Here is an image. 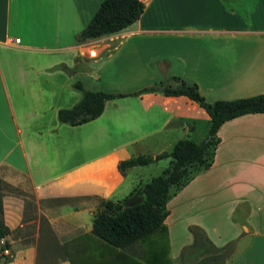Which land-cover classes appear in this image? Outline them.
I'll return each instance as SVG.
<instances>
[{
	"label": "crops",
	"instance_id": "crops-1",
	"mask_svg": "<svg viewBox=\"0 0 264 264\" xmlns=\"http://www.w3.org/2000/svg\"><path fill=\"white\" fill-rule=\"evenodd\" d=\"M101 1L0 0V197L8 230L0 264L104 259L107 247L90 233L100 202L123 204L167 167L155 175L146 171L157 162L138 167L127 185L135 167L120 174L118 162L206 137L208 116L194 102L158 88L131 94L178 78L208 103L264 95V0H148L128 27L77 43ZM73 80L123 97L106 101L92 121L61 124L57 111L80 98ZM216 137L210 166L170 195L163 226L168 238L180 226L201 238L202 253L187 264L222 249L212 236L220 240L229 228L236 251L228 264H264V113L229 120ZM113 252L112 263L137 255ZM173 261L185 263L179 254Z\"/></svg>",
	"mask_w": 264,
	"mask_h": 264
},
{
	"label": "trees",
	"instance_id": "trees-1",
	"mask_svg": "<svg viewBox=\"0 0 264 264\" xmlns=\"http://www.w3.org/2000/svg\"><path fill=\"white\" fill-rule=\"evenodd\" d=\"M143 7L137 0H102L88 23L76 35L75 41L83 43L116 33L134 23ZM63 71L68 72L65 68ZM172 81V85L159 84L157 87L141 89L130 96L153 93L156 88H160V94L165 97L187 98L208 116L207 136L210 138L204 144L203 140L195 143L184 138L176 141L169 151L138 155L118 162L117 170L120 174L130 168L147 166L159 160L167 159L168 165L158 176L152 177L142 186L140 202L125 205L111 201L100 202L99 209L92 216L90 233L113 249L130 251L138 241L163 228V221L168 215L166 203L170 195L185 186L196 172L210 166L218 144L216 132L223 123L244 115L264 113V95L208 103L198 93L195 84L178 78H173ZM71 87L79 93V100L71 108L60 109L56 114L59 123L69 126H78L96 119L102 113L106 101L123 97L120 94L88 90L79 80H73ZM1 215L0 197V239L8 234ZM3 248H7V245L1 246L0 251ZM207 261L205 259L200 262L207 264Z\"/></svg>",
	"mask_w": 264,
	"mask_h": 264
},
{
	"label": "rangeland",
	"instance_id": "rangeland-1",
	"mask_svg": "<svg viewBox=\"0 0 264 264\" xmlns=\"http://www.w3.org/2000/svg\"><path fill=\"white\" fill-rule=\"evenodd\" d=\"M207 137V135H206ZM202 139L203 141L205 138ZM202 141V142H203ZM168 160H159L157 161V164L153 166L152 168H149V170L146 171V175L148 173L154 172L153 175H155L158 172V167H162L163 169L167 166ZM140 169L138 167H135L132 172H126L125 174V182L124 184H129L132 182L135 178V172L140 171L137 170ZM142 199V195H141ZM140 201V193L135 194L134 196H130L129 200H126L123 204H133ZM173 221V218H169L166 220L165 226L170 224V222ZM169 226V225H168ZM186 229L183 227H171L169 228V238L167 234V228H161L157 231H155L150 236H146L142 240L138 241L137 247L138 250H140V253H143V257H141L138 254L134 252V249H136V246H134L129 252L134 253L137 255H133V257H130V264H173V260L176 256L179 254V258L182 260L184 259V264L191 263L193 261V258H196L200 253L203 251V245L201 243V238L198 237L196 233H189V235L185 232ZM210 235L212 236V233L210 232ZM220 235V240H217L216 237L212 236V240L214 241V244L216 246H219L220 248L223 247L225 244H228L224 249H218L215 251H208L209 256L207 264H228V261L232 258L234 252L236 251V246L230 241L231 236V228L228 230H225L223 233V236ZM214 238V239H213ZM193 241V244H191ZM191 242V243H189ZM103 244V243H102ZM105 247H107L108 252L104 254V259L99 260L96 257L88 256L86 260V264H110L112 262H116L117 260L114 258L115 256V249L111 248L110 246L103 244ZM179 249V250H178ZM181 249V250H180ZM67 251V250H66ZM106 251V250H104ZM117 251V250H116ZM180 251V252H179ZM69 256H74L72 253L67 252ZM74 258V257H73ZM71 259L74 264H79L75 259ZM205 260V259H204ZM128 262V261H127ZM112 264H128L123 263L121 261H118V263H112ZM198 264H201L198 263Z\"/></svg>",
	"mask_w": 264,
	"mask_h": 264
},
{
	"label": "built area",
	"instance_id": "built-area-1",
	"mask_svg": "<svg viewBox=\"0 0 264 264\" xmlns=\"http://www.w3.org/2000/svg\"><path fill=\"white\" fill-rule=\"evenodd\" d=\"M137 1H138L139 3H141V4L144 5L148 0H137ZM14 43H15V44H18V43H19V40H18V39H15V40H14ZM2 253H3V255H8V252H7V250H5V249L2 251Z\"/></svg>",
	"mask_w": 264,
	"mask_h": 264
},
{
	"label": "water",
	"instance_id": "water-1",
	"mask_svg": "<svg viewBox=\"0 0 264 264\" xmlns=\"http://www.w3.org/2000/svg\"><path fill=\"white\" fill-rule=\"evenodd\" d=\"M157 91L160 92V89L158 88ZM209 138H210V137L207 136V137L205 138V140L203 141V144L206 143V142L209 140Z\"/></svg>",
	"mask_w": 264,
	"mask_h": 264
}]
</instances>
